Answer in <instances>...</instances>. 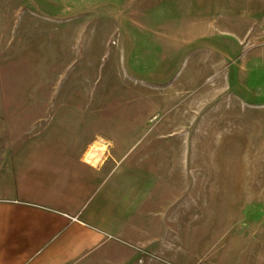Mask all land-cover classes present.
I'll list each match as a JSON object with an SVG mask.
<instances>
[{
    "label": "rangeland",
    "instance_id": "obj_1",
    "mask_svg": "<svg viewBox=\"0 0 264 264\" xmlns=\"http://www.w3.org/2000/svg\"><path fill=\"white\" fill-rule=\"evenodd\" d=\"M187 14L0 0V168L105 181L87 219L110 240L75 264H264V25L185 41Z\"/></svg>",
    "mask_w": 264,
    "mask_h": 264
},
{
    "label": "crops",
    "instance_id": "obj_2",
    "mask_svg": "<svg viewBox=\"0 0 264 264\" xmlns=\"http://www.w3.org/2000/svg\"><path fill=\"white\" fill-rule=\"evenodd\" d=\"M164 1L188 12L190 23L178 30L185 41L201 42L204 35L221 32L243 42L248 35L257 36V30L261 34L264 25V0ZM192 36L196 39L189 40ZM81 165L92 167L84 159ZM4 166L0 168V264H75L108 245L110 233L87 219L105 181L89 193L62 174L56 162L40 159L29 169L21 161Z\"/></svg>",
    "mask_w": 264,
    "mask_h": 264
},
{
    "label": "bare ground",
    "instance_id": "obj_3",
    "mask_svg": "<svg viewBox=\"0 0 264 264\" xmlns=\"http://www.w3.org/2000/svg\"><path fill=\"white\" fill-rule=\"evenodd\" d=\"M91 158H89V160H90ZM90 161H94V160H90Z\"/></svg>",
    "mask_w": 264,
    "mask_h": 264
}]
</instances>
